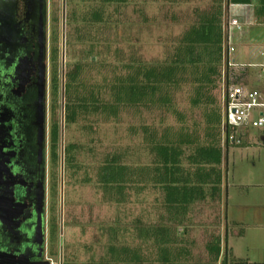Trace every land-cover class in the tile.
Here are the masks:
<instances>
[{"label":"rangeland","instance_id":"1","mask_svg":"<svg viewBox=\"0 0 264 264\" xmlns=\"http://www.w3.org/2000/svg\"><path fill=\"white\" fill-rule=\"evenodd\" d=\"M216 1L128 0L120 4H105V20L93 22L90 19L91 11L102 6V0H47L48 74L52 67L51 49L57 47L59 50L60 83L53 119L60 126V161L58 167L52 168L49 135L46 160V188L51 192L56 184L55 193L48 198V218L55 228L57 255L54 261L57 264L71 263L70 258L66 259L69 249L73 250V254L77 251V257L86 261L80 264H87L90 258V264L111 263L119 256L114 258L107 250L114 249L111 240L113 236L117 237L122 224L125 228H128V223L133 224L135 230L137 227L139 232L142 230L140 221L134 220L136 203L142 200L141 196H144L148 207L152 206L150 204L154 198L158 201L163 199V193L153 192V186L142 187L144 181L139 170L151 164L153 159L144 140V125L153 126L158 131L165 126L178 129L185 125L197 134L201 144H207V114L215 111L221 121L224 114L221 86L208 91L211 100L195 105L192 102L194 88L185 85L175 94V109L183 115L182 120L173 110L125 107L117 119L105 118L104 114L91 111L81 114L76 123L66 125L67 74L80 66L79 77L75 85L71 89L69 87L67 98L70 95H89L90 90L94 89L102 100H111L110 85L115 78L129 74L128 64H149L169 59L186 29L202 13L212 10ZM222 4L225 14L229 0H222ZM259 28L264 31V27ZM234 32L232 30L231 35ZM256 44L257 49L262 48L264 36ZM50 104L48 90V107ZM49 117L48 133L52 118L51 115ZM214 130L223 149L221 188H203L204 208L166 209L168 213L164 217L172 218L173 224L177 218H182V213L184 215L187 211L192 214L193 222L198 224L192 234L196 240V250H204V242L209 244L212 231L217 233L216 241L226 250L223 264H231L232 261L264 264V127L238 128L234 135L237 138L247 136L245 144L224 145L221 127ZM70 142L77 143L79 148L75 153V162L67 166L64 148ZM192 151L190 148L186 150V167L190 166L187 156ZM115 153L121 154L122 164L134 170L135 183L122 192L115 188L107 193L99 185L98 173L105 159ZM140 189L143 190L137 193ZM213 190L218 197L216 203L213 202ZM120 201V204L129 203L120 205ZM197 201L201 203L202 200ZM206 201L218 206L208 208ZM151 209L146 208L145 211ZM216 217L221 224L219 228L215 222L212 226L202 224ZM175 224L173 226L179 229L180 226ZM153 225V222L145 220L146 230ZM121 239L118 235L115 248L123 246ZM210 245L209 250L206 246L208 252L215 246L211 242ZM96 251L104 252V256L96 254ZM165 257L160 258L162 262L167 259ZM182 261H186L185 256L178 258L177 264Z\"/></svg>","mask_w":264,"mask_h":264},{"label":"trees","instance_id":"2","mask_svg":"<svg viewBox=\"0 0 264 264\" xmlns=\"http://www.w3.org/2000/svg\"><path fill=\"white\" fill-rule=\"evenodd\" d=\"M102 1V6L93 8L91 11L90 19L93 22L105 20V4H120L128 0ZM250 1L252 0H230L231 3L236 4H246ZM223 17L222 0H217L212 10L202 13L199 19L186 29L169 59L149 64H128L129 74L115 78V82L110 85L111 100H102L94 89L90 90L89 95L75 97L70 95V98H67L69 87L71 89L79 77L81 68L76 66L67 74L68 80L65 84L66 125L76 123L81 114L91 111L102 113L105 118L117 119L121 109L125 107H133L137 110L142 107L150 110L160 108L169 112L173 110V113L178 114L182 120L183 115L175 109L176 92L182 90L185 85L193 86L195 95L192 102L199 105L204 100L212 99L208 91L221 86L225 37ZM58 57V48L52 47L51 95L54 111L60 83ZM207 120L209 124L206 133L209 138L207 144H201L197 134L185 125L178 129L165 126L161 131L153 126H143L144 140L153 154V159L151 164L139 170L144 181L142 187L147 188L151 185L154 188H160L169 210L185 209L191 202L203 200L205 198L203 188H221L223 149L216 138L217 131L214 129H220L222 121L215 111L207 114ZM60 140V126L53 119L49 146L52 168L59 165ZM78 148V144L73 142L65 146L64 161L67 166H72L75 162V153ZM188 148L193 151L187 156L190 166L186 167L184 157ZM121 157L118 153L109 155L100 166L98 181L100 187L105 188L104 192L110 193V190L115 188L122 192L124 188L135 183L134 170L122 164ZM55 185L51 188L52 194L55 193ZM215 194L216 192L213 195ZM213 245L217 254H221L220 242H214ZM234 264L249 263L235 262Z\"/></svg>","mask_w":264,"mask_h":264},{"label":"flooded vegetation","instance_id":"3","mask_svg":"<svg viewBox=\"0 0 264 264\" xmlns=\"http://www.w3.org/2000/svg\"><path fill=\"white\" fill-rule=\"evenodd\" d=\"M37 1L0 0V264H57L55 228L48 218L52 189L46 188L48 122L54 115L47 0L43 58Z\"/></svg>","mask_w":264,"mask_h":264},{"label":"crops","instance_id":"4","mask_svg":"<svg viewBox=\"0 0 264 264\" xmlns=\"http://www.w3.org/2000/svg\"><path fill=\"white\" fill-rule=\"evenodd\" d=\"M226 14L237 18L242 24L241 29H234L235 32L231 35V43L235 47L234 59L240 64L255 65L249 69V84L253 88L261 89L264 92V81H262L261 78L262 68L260 67V65L264 63V46L257 49L258 45L256 44V42L264 36V31L259 28L264 27V0H252L250 3L246 4L231 3L229 0V7ZM141 190L143 189H140L137 193L141 192ZM155 191L162 192L160 188H153V192ZM141 197L142 200L140 199L141 201H137L136 203V216L134 220L140 221V227L142 230L139 232V227L135 230L134 225H129L128 222V228L123 227L124 224H122L123 226H121L116 233L117 237L113 236L111 242L117 243L118 235H120L122 237L121 240L123 246L121 245V247L115 248L113 243L112 245L114 249L110 248V250H107L114 258L119 256L108 264H177V259L183 256H185L186 261H182L179 264H222L225 257V250L223 249L224 245L223 248L221 246V254L219 255L215 249H212L209 252L207 251V249L209 250L210 248V242L212 244L217 242V233L212 231L210 240H208L209 244L204 242V250H196V240L192 234L194 228L198 224L196 225V223L193 222L191 218L192 214L190 215L187 211L184 215L182 213V215H180L182 218H177V221H175V223L180 226L179 229H177L173 226L175 223L172 224V218L164 217V215L168 213V211H166L168 208L164 202V197L159 201L157 198H154V201L150 204L152 205L151 207H148L147 204H145L144 196ZM213 197L215 198L213 202L216 203L218 199L217 194L213 195ZM200 202L201 203L198 201L191 202L185 208L186 210H191L192 208H204V199ZM120 203L121 201L119 204ZM128 203L129 202H125L126 205ZM206 203L208 204L205 206H208V208H215L218 206V204L211 205L208 201H206ZM146 208H152V211L146 212ZM146 214L149 216H146ZM145 220L153 222L154 225L151 229H145ZM217 220V217L212 218L208 222H202V224L207 223L209 225L211 224V226L216 224V227L219 228L221 224H219ZM166 221H168V223ZM206 246H208L207 249ZM162 248L163 251H166L162 252ZM180 249L184 250L181 251ZM69 251L66 254V259L67 257L70 258V264L86 263L85 260L77 257V251H74L76 254H73V250L69 249ZM99 252L100 253L96 251V254L104 256V252ZM163 256L167 259L162 262L160 258ZM175 257L177 259H175ZM90 259L87 264L92 262ZM74 261H76V263H72ZM247 263L251 264L255 262L247 261ZM231 264H234V262L232 261Z\"/></svg>","mask_w":264,"mask_h":264},{"label":"built area","instance_id":"5","mask_svg":"<svg viewBox=\"0 0 264 264\" xmlns=\"http://www.w3.org/2000/svg\"><path fill=\"white\" fill-rule=\"evenodd\" d=\"M241 27L242 24L237 18L224 14L225 37L221 70V99L224 111L221 135L224 145L247 142V136L237 138L234 135L238 128L264 127V92L249 84V69L255 65L240 64L234 59L235 47L231 43V34L232 30ZM260 67L264 81V63Z\"/></svg>","mask_w":264,"mask_h":264},{"label":"water","instance_id":"6","mask_svg":"<svg viewBox=\"0 0 264 264\" xmlns=\"http://www.w3.org/2000/svg\"><path fill=\"white\" fill-rule=\"evenodd\" d=\"M40 17L38 18V26H37V38L39 42V49H40V54L41 58L44 57V50H45V39H46V26H45V14H44V9L46 6V0H38L37 1ZM43 81V80H42ZM40 95H41V100L43 101V96H44V88L43 86L40 87ZM40 143H43V135L40 138ZM40 155L42 156V151H40Z\"/></svg>","mask_w":264,"mask_h":264}]
</instances>
